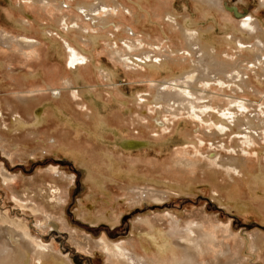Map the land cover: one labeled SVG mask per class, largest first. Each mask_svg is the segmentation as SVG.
Returning a JSON list of instances; mask_svg holds the SVG:
<instances>
[{"label": "rangeland", "instance_id": "374dc122", "mask_svg": "<svg viewBox=\"0 0 264 264\" xmlns=\"http://www.w3.org/2000/svg\"><path fill=\"white\" fill-rule=\"evenodd\" d=\"M59 1L68 5L61 8L58 0H0V35L15 39L10 44L0 40V215L11 220L0 221V229L54 244L72 264H115L97 247L81 249L72 237L94 242L106 238L118 245L141 238L139 220L159 221L165 230L172 221L181 226L193 221L203 224L215 240L212 250L199 254L201 264H264V244L253 246L256 235L264 243L263 182L231 183L225 176L197 179L196 166H178L183 159L203 160L213 140L207 126L214 130L215 125L184 112L162 111L159 117L160 109L151 103L163 87L170 92L193 88L181 77L187 66L181 60L188 56L178 26L204 30L205 41L223 51L228 49L226 37L248 38L237 31L241 21L252 17L264 28V0H221L220 8L195 0H118L116 9L113 0H106L105 8L90 13L67 7L72 0ZM83 33L95 42L85 41ZM129 41L161 55L171 53L175 62L159 69L128 67L113 52ZM67 43L84 56L73 85L64 83L73 79ZM250 84L255 90L246 94L216 86L208 90L219 104L234 99L247 101L250 111L253 105L261 109L264 74L260 80L251 76ZM60 89L66 90L64 101L55 95ZM77 90L92 91L82 105L109 121L122 117L120 127L110 125L95 136L74 107L72 93ZM21 97L34 100L24 107L18 102ZM14 114L20 127H14ZM126 140L137 146L125 149ZM246 150L253 174L264 165V139ZM4 173L15 177L12 184L4 182ZM127 176L140 187L164 191L166 199L130 203L123 188ZM18 201L37 202L56 219L46 222ZM193 237L189 232L188 238ZM221 252L225 254L219 256Z\"/></svg>", "mask_w": 264, "mask_h": 264}, {"label": "bare ground", "instance_id": "6f19581e", "mask_svg": "<svg viewBox=\"0 0 264 264\" xmlns=\"http://www.w3.org/2000/svg\"><path fill=\"white\" fill-rule=\"evenodd\" d=\"M40 1L49 2L51 0ZM195 1L205 7L212 8H220L221 3V0ZM72 2L74 4L67 7L75 6L84 13L100 10L107 5L106 0H94L90 3L83 0H72ZM58 3L61 8L64 5H68L59 0ZM113 4L115 9L121 5L118 0H113ZM167 17L176 24L177 21H174L173 16L168 14ZM254 21L255 19L250 17L248 20L237 24V31L240 34L247 35L248 38L244 40L243 37L235 34L226 37L223 43L228 49L223 51L218 50L214 45L205 41L204 37L207 32L204 30H192L186 28V26L177 25L180 30V39H182L185 47L183 51L188 56L187 59L181 60L187 65L181 77L184 81L186 80L185 83L192 84L193 88L170 92L163 87V90L158 93L151 103L160 109L158 111L159 117H162V111L173 115L184 112L187 116L194 117L201 123L211 122V124L215 125L214 130H210L209 125L207 126L209 129L206 133L213 135V140L210 144V150L206 154H202L203 160H198L195 163L191 160L183 159L178 163L180 167L196 166L197 179H215L225 176L231 183L239 182L237 179H245L248 182L250 181V183L256 184L257 181H261L264 184V165L260 164L258 171L252 174L246 157V148L255 146L264 139V106L261 109H256V105H253L252 111H250L248 110L250 107L248 109L246 107L247 101H233L234 99L227 104H219L213 99L208 90L213 86L218 87L222 91L230 89L235 94H246L255 90L250 84V78L254 76L260 80L264 74V49L262 47L264 44H262V41H264V28L260 23H257L259 26L255 25ZM104 23L107 24L108 22L104 21ZM76 26L78 27V25ZM78 28L80 30V27ZM81 36L85 41L91 43L96 40L90 34L84 35L83 33ZM0 40L8 44L11 41L15 42V39L12 40V38L3 35H0ZM34 44L32 43V45ZM66 47L69 53L70 67L73 70V79H68L64 83L65 85H73L74 79L76 82L74 75L77 74L76 71L81 65L78 63L84 61V56L81 50L71 47L70 44L67 43ZM181 51L179 49L177 52ZM113 53L118 61L128 67L140 66L149 69H159L175 62V58L171 53L161 55V53L159 54L153 49H148L143 44L134 43L133 41L123 42L122 50L116 45ZM63 91L66 90L60 89L55 92L57 97L59 96L63 99L62 101L65 99L62 97ZM76 93H72L74 107L79 108L84 114V119L87 123L92 125L95 130V136L100 137L106 129H110V125L120 127L121 122H123L122 117L115 116L109 121L101 117L93 107L82 105L83 97L93 95L92 91L77 90ZM32 100H34L33 97H21L18 102L27 107ZM13 121L14 127L21 126L20 119L16 114L13 115ZM163 124V122L159 123V125ZM227 138H231L230 143ZM135 146L137 145L134 141L129 142L126 140L124 142L125 149ZM127 177L128 179L125 181L123 188L128 192L130 203L139 204L143 200L149 199L163 202L166 199L167 195L164 191L150 186L140 187L133 183L132 177ZM3 179L6 184H12L15 177L4 173ZM14 198L17 199L16 197ZM18 203L23 207H30L36 214H42L46 222L56 219L55 216L44 213L37 202L18 201ZM0 221L10 224L11 220L6 216L0 215ZM15 222L12 221V226L16 225ZM172 223L165 230L159 221L139 220V224L142 226L141 238L132 239L129 242L118 245H112L106 238L96 242L86 237H79L78 239L73 236L72 238L81 249L89 251L92 247L101 249L110 260L116 262L115 264H201L198 261V256L201 253L205 254L212 250V245L215 243L213 235L205 231L203 224L197 222L191 221L184 226ZM6 227L8 226L6 225ZM189 232L194 236L193 238H188ZM16 233L10 228L0 229V264H35L36 262L39 264L51 262L53 264H72L69 258L63 256L54 244H45L40 239L33 238V236L31 237L26 233ZM263 244L260 236L256 235L253 239V246L258 249ZM227 248L229 249L228 246ZM225 252L229 253L228 250ZM224 254V252H221L219 256Z\"/></svg>", "mask_w": 264, "mask_h": 264}]
</instances>
